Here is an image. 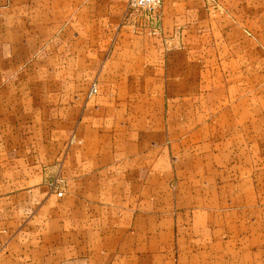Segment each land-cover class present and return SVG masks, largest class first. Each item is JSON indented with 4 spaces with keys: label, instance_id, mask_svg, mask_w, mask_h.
Returning a JSON list of instances; mask_svg holds the SVG:
<instances>
[{
    "label": "crops",
    "instance_id": "crops-1",
    "mask_svg": "<svg viewBox=\"0 0 264 264\" xmlns=\"http://www.w3.org/2000/svg\"><path fill=\"white\" fill-rule=\"evenodd\" d=\"M125 12L0 0V264H264V0Z\"/></svg>",
    "mask_w": 264,
    "mask_h": 264
},
{
    "label": "built area",
    "instance_id": "built-area-1",
    "mask_svg": "<svg viewBox=\"0 0 264 264\" xmlns=\"http://www.w3.org/2000/svg\"><path fill=\"white\" fill-rule=\"evenodd\" d=\"M125 4V20L129 19V24L134 30L145 31L148 34H158L160 32L161 7L163 0H122ZM97 92L96 82L90 85L87 96H93ZM73 140V139H72ZM62 178L58 175L49 180V187L55 191L57 196L63 194Z\"/></svg>",
    "mask_w": 264,
    "mask_h": 264
},
{
    "label": "rangeland",
    "instance_id": "rangeland-1",
    "mask_svg": "<svg viewBox=\"0 0 264 264\" xmlns=\"http://www.w3.org/2000/svg\"><path fill=\"white\" fill-rule=\"evenodd\" d=\"M93 82V81H92ZM63 180V179H62ZM48 183H49V181H48ZM62 185H63V182H62ZM48 186H49V184H48ZM62 188V187H61ZM49 189H50V187H49ZM53 192H55V191H53ZM56 194V193H55Z\"/></svg>",
    "mask_w": 264,
    "mask_h": 264
}]
</instances>
